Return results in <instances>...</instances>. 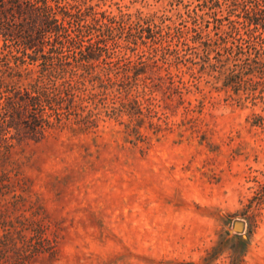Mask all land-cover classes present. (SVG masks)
<instances>
[{
	"label": "rangeland",
	"instance_id": "374dc122",
	"mask_svg": "<svg viewBox=\"0 0 264 264\" xmlns=\"http://www.w3.org/2000/svg\"><path fill=\"white\" fill-rule=\"evenodd\" d=\"M83 1L125 26L92 73L147 70L97 88L88 129L74 111L29 138L1 109L0 264H264V75L247 64L262 47L225 33L224 0ZM33 56L0 21L1 107L34 95Z\"/></svg>",
	"mask_w": 264,
	"mask_h": 264
},
{
	"label": "trees",
	"instance_id": "16d2710c",
	"mask_svg": "<svg viewBox=\"0 0 264 264\" xmlns=\"http://www.w3.org/2000/svg\"><path fill=\"white\" fill-rule=\"evenodd\" d=\"M224 1L234 10V18L225 33L234 35V40L252 39L262 47L264 58V0ZM83 6L87 12L82 10ZM96 7L83 0H0V21L5 32L20 41L22 50H32V58L39 54L44 65L39 79L29 84L34 95L25 90L9 98L6 107L0 105V111L4 110L9 118L8 128L24 125L26 137L42 140L50 131L61 130L75 111L76 124L88 129L94 120L83 113L97 97V88L106 89L117 83L132 85L145 75L146 64H127L116 79H102L92 73L96 67L94 61L102 56L109 42L115 41L114 33L125 30L122 21L117 22L111 13L97 12ZM93 29L98 32L96 39L86 41L87 33ZM248 60V70L257 66L256 70L264 75V59L253 56ZM155 76L162 81V77ZM145 80L141 79L143 86ZM130 102L136 107V101Z\"/></svg>",
	"mask_w": 264,
	"mask_h": 264
},
{
	"label": "water",
	"instance_id": "95a60500",
	"mask_svg": "<svg viewBox=\"0 0 264 264\" xmlns=\"http://www.w3.org/2000/svg\"><path fill=\"white\" fill-rule=\"evenodd\" d=\"M242 229H243V223L236 222L235 225H234V230L237 231V232H240V231H242Z\"/></svg>",
	"mask_w": 264,
	"mask_h": 264
}]
</instances>
